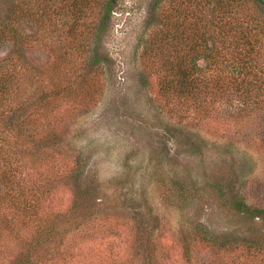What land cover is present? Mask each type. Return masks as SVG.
I'll return each instance as SVG.
<instances>
[{"label": "rangeland", "instance_id": "obj_1", "mask_svg": "<svg viewBox=\"0 0 264 264\" xmlns=\"http://www.w3.org/2000/svg\"><path fill=\"white\" fill-rule=\"evenodd\" d=\"M37 1L0 0V264H264L225 244L264 247V0Z\"/></svg>", "mask_w": 264, "mask_h": 264}, {"label": "trees", "instance_id": "obj_2", "mask_svg": "<svg viewBox=\"0 0 264 264\" xmlns=\"http://www.w3.org/2000/svg\"><path fill=\"white\" fill-rule=\"evenodd\" d=\"M76 1H79V0H72V5H74V3H76ZM83 1V0H82ZM98 2V6H100L102 8V11L104 10V20H107L110 15V13L112 12L115 4H116V0H85V2H87L86 4H90L92 2ZM233 1H240V0H233ZM260 3H262L261 0H258ZM35 6H38L40 3L36 0V2H34ZM264 4V3H262ZM42 5V3L40 4ZM22 11L20 10L19 12L15 11V14H22L21 13ZM24 16H35L36 12L35 11H26V13H23ZM5 27H7L6 25H4ZM2 34L3 33V29L1 28L0 29V39L3 38L2 37ZM178 53L181 52V49H179L178 51H176ZM185 56V54H184ZM183 56V57H184ZM180 63V60H178L177 62H174L173 64H170L169 68H168V72H169V76H170V79H169V84L171 87H174V88H180L181 91H180V94H182V96L187 99V98H190V99H193L195 98V95L193 93V91L191 89H189V86H190V82L194 76V73H198V72H190L191 70L189 69V66L185 65L186 68H182L180 67L179 65ZM94 64H97V60L94 61ZM193 65V64H191ZM10 66V65H9ZM7 67V65L3 66V67H0L1 70H4L5 68ZM196 67V66H195ZM15 68V67H14ZM3 74V73H2ZM11 78H8V77H0V95H3L7 92L9 86L12 84L11 83ZM0 105H2V99L0 98ZM4 115V111L1 109L0 111V146H1V151L4 152V148L6 149V146L4 145V142L6 141L7 139V134H9V130L10 128H12V123L15 122V123H22L23 122V119L20 116L18 117H11L10 118V121L11 124L8 125V128L7 125H3L4 123L2 122V116ZM3 123V124H1ZM7 160V159H6ZM235 205H236V208L238 209L239 212H241L242 214H245V215H248V216H251V217H258V218H261V219H264V209H258L256 207H252L249 203H247V201L240 197V199L237 198L236 202H235ZM204 239H209L211 241L214 242V239L213 238H210L209 236H204ZM59 243L61 242V240L59 239L58 240ZM216 242V241H215ZM228 243V247H232V249H235V248H238V247H241L243 249H247L248 251H251L252 253L254 254H258V253H262L264 247L262 246L261 247V244H259L258 242H256L255 240H252V239H241L239 242L236 241V242H225V244Z\"/></svg>", "mask_w": 264, "mask_h": 264}]
</instances>
